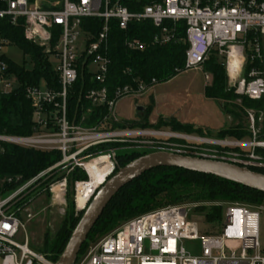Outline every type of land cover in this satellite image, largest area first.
Returning a JSON list of instances; mask_svg holds the SVG:
<instances>
[{
	"label": "built area",
	"instance_id": "obj_1",
	"mask_svg": "<svg viewBox=\"0 0 264 264\" xmlns=\"http://www.w3.org/2000/svg\"><path fill=\"white\" fill-rule=\"evenodd\" d=\"M86 18L101 20L102 25L94 34L82 30L81 21ZM112 20L123 32L130 23L151 22L157 29L152 42L158 45L170 43L175 26L184 23L187 43L184 71L203 73L205 60L216 50L224 61L228 88L251 100L264 99V0H160L137 12L129 11L118 0H0V98L17 85L3 53L5 47L13 45L2 34L5 25L21 28L24 40L42 47L51 65L50 58H54L52 68L59 86L50 88L44 81L26 86L24 93L33 108L37 131L29 136L0 134V142L57 150L61 154L58 162L28 180L18 176L0 178V264H47L28 247L26 236L22 244L16 237L20 230L24 231L20 213L30 217L27 207L37 190L48 191L59 211L65 213L66 177L44 184L53 172L61 168L66 173L74 168L84 172L86 177L73 183L75 213L82 212L117 171V151L127 146L145 148L141 147L143 136L152 138L148 142L151 152L208 157L197 154V150L228 146L243 151L232 152L234 157L244 158H236L232 163L264 170V155L256 153V149L264 150V139L257 138L260 129L255 127L258 122L264 130V111L258 116L248 113L252 132L248 141L154 129H111V124L121 122L114 114L120 99L139 98L157 84L155 79L149 83L136 79L131 84L116 86L109 96L106 83L111 64ZM124 45L130 51L146 47L141 40L128 37ZM232 57L237 60L234 66L230 64ZM246 57L251 62L258 61L260 67H252L245 73ZM83 68L98 84L97 88L86 89L85 100L104 108L91 125L90 108L78 118L76 114L72 119L68 117L67 94ZM203 74L210 80L209 75ZM102 158L105 162L97 166L107 164L108 171L101 179L94 178L90 165ZM192 209L193 204L168 205L134 216L88 246L74 264H264V243L259 242V211L264 208L227 204L223 207L220 230L203 235L187 220ZM184 240H198L200 254L186 251L182 246Z\"/></svg>",
	"mask_w": 264,
	"mask_h": 264
},
{
	"label": "trees",
	"instance_id": "obj_2",
	"mask_svg": "<svg viewBox=\"0 0 264 264\" xmlns=\"http://www.w3.org/2000/svg\"><path fill=\"white\" fill-rule=\"evenodd\" d=\"M118 1L129 11L137 12L143 6L160 0ZM101 25L102 22L99 19L86 18L81 21L82 30L90 35L94 34ZM165 25H170V22H165ZM110 26L109 57L111 64L106 83L109 96L116 86L131 84L136 79L145 83L155 79L159 83L168 81L182 72L187 48L184 23L175 26L174 39L166 45H158L152 42V37L157 33V29L149 21L130 23L125 32L118 29L114 20L110 21ZM2 34L11 44L24 50L30 57L32 66L30 69H26L9 59L7 60L9 71L16 76L17 85L14 90L0 98V134L29 136L37 131V125L33 108L25 96L24 88L44 81L47 87L58 89L57 74L43 48L24 40L21 28L5 25ZM126 37L141 40L146 44L145 49L142 51L126 49L124 45ZM223 63V58L217 54L216 50H212L204 62L203 73L210 77V84L204 87V95L207 98L221 101L223 108L236 111L240 119L242 115H245V110L248 108H254L257 113L264 111V99L251 100L235 94L233 89L228 88ZM252 67H260L259 62H251L246 57L245 73ZM97 87L98 84L86 72V68L79 71L76 82L67 94L69 119H72L73 114H76V118H78L87 108H90L92 114L88 124L91 125L96 122L99 115L104 112V108L90 105L84 98V92L86 89ZM150 109L151 105L143 108V110L140 109L136 119L113 123L109 127L111 129L130 127L154 130L169 127L171 131L193 134V128L176 121L165 123V126L150 124ZM258 124V122L255 123L256 128H258ZM246 126L242 121L234 123L218 132L216 138L251 140L252 132ZM257 138L264 139L263 128H260ZM147 153L148 151L140 153L133 149L117 151V170ZM256 153L264 155V150L256 149ZM60 158L61 154L57 150H37L0 142V178L18 176L22 180H28L58 162ZM249 169L264 174L263 169L255 167H249ZM63 177H66L67 180L65 215L68 218L67 226L71 230L58 229L51 240L46 236L40 249L44 258L53 264L58 261L71 232L80 219V216L77 218L73 216L75 212L73 183L75 180L84 179L86 176L79 168H74L69 173H66V169L61 168L53 172L44 184L48 185ZM163 203L196 204L197 209L205 211L209 219L221 221L223 207L227 204L264 208V193L204 173L173 167L151 169L122 187L109 201L89 231L75 263L88 248L89 241L105 236L122 222L159 208Z\"/></svg>",
	"mask_w": 264,
	"mask_h": 264
},
{
	"label": "rangeland",
	"instance_id": "obj_3",
	"mask_svg": "<svg viewBox=\"0 0 264 264\" xmlns=\"http://www.w3.org/2000/svg\"><path fill=\"white\" fill-rule=\"evenodd\" d=\"M3 53L9 60L19 66L26 69H30L32 66L30 57L17 45L5 47ZM50 61L52 65H55L56 61L54 58L51 57ZM208 84H210V80H206L203 73L190 70L184 71L183 68L182 72L174 78L155 84L139 98L130 96L120 99L114 107V114L120 121L132 120L138 117L139 107L143 110V108L151 105L149 123H154L156 126L157 124L165 126V123L168 124L171 121H176L193 128V134L195 135H203L211 138H216L218 132L240 121L247 125L246 128L248 127L250 130L248 113L251 112L258 116L259 112L257 113L254 108H248L245 110V115H242L240 119L236 111L225 109L221 101L207 98L204 95V87ZM166 128L159 131H171L169 127ZM258 128H262L260 124H258ZM151 139L149 136L141 137L140 140L143 141L141 147L144 146L145 148L127 146L126 149H133L140 153L147 151L151 153V145L148 143ZM161 140L165 141L164 139ZM224 140L230 141L231 139L225 138ZM169 141L172 142L173 140ZM188 143L191 144L192 142L188 141ZM197 151V154L227 162H232L236 158L244 159L243 157H234L232 152L235 150L230 149L228 146L224 148L216 147L215 149L210 146H205ZM168 205L178 204L163 203L161 207ZM193 205L194 209L188 212L187 220L196 227L199 235L218 232L224 217L222 216L221 221L209 219L205 211L198 210L197 205ZM247 207L250 209L254 208L251 206ZM27 213L30 217H27L25 213H20V218L24 224V231L20 230L16 241L22 244L26 236L28 247L44 258V255L40 251L44 238L47 236L51 240L56 235L58 229L62 230V228H65L69 231L71 230L67 226V215L59 211V206L52 200L50 193L48 191H42L41 189L35 191L32 203L27 207ZM82 214L83 211L80 214L74 212L73 216L74 218L78 216L81 218ZM102 237L89 241L88 246L95 244ZM259 242L261 245L264 243V210L259 211ZM182 246L193 255L200 254V242L198 240H184ZM45 261L53 264L46 259Z\"/></svg>",
	"mask_w": 264,
	"mask_h": 264
},
{
	"label": "water",
	"instance_id": "obj_4",
	"mask_svg": "<svg viewBox=\"0 0 264 264\" xmlns=\"http://www.w3.org/2000/svg\"><path fill=\"white\" fill-rule=\"evenodd\" d=\"M141 108L139 107L138 110ZM157 167H173L212 175L264 193V174L238 164L208 157L182 155L168 151L144 154L119 168L95 193L73 229L55 264H74L80 248L106 205L125 185Z\"/></svg>",
	"mask_w": 264,
	"mask_h": 264
},
{
	"label": "bare ground",
	"instance_id": "obj_5",
	"mask_svg": "<svg viewBox=\"0 0 264 264\" xmlns=\"http://www.w3.org/2000/svg\"><path fill=\"white\" fill-rule=\"evenodd\" d=\"M236 61H237L236 58L232 57L230 59V64L232 66H234ZM100 162L101 163L105 162V158H102L99 161H96L95 164H91L90 165V169L92 170L94 178L96 177L98 179H101L103 177V175H105L107 173V171H108V165L107 164L104 165V166H97V164L100 163ZM78 203H79V206L82 205V202L80 200H78ZM47 264H49V263H47Z\"/></svg>",
	"mask_w": 264,
	"mask_h": 264
}]
</instances>
